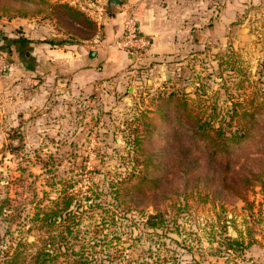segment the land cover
<instances>
[{
  "label": "rangeland",
  "instance_id": "374dc122",
  "mask_svg": "<svg viewBox=\"0 0 264 264\" xmlns=\"http://www.w3.org/2000/svg\"><path fill=\"white\" fill-rule=\"evenodd\" d=\"M107 2L0 0V264H264V0H177V52L94 81L14 56Z\"/></svg>",
  "mask_w": 264,
  "mask_h": 264
},
{
  "label": "crops",
  "instance_id": "0c3cea01",
  "mask_svg": "<svg viewBox=\"0 0 264 264\" xmlns=\"http://www.w3.org/2000/svg\"><path fill=\"white\" fill-rule=\"evenodd\" d=\"M177 0H108L103 25L100 31L99 45H81L77 49L60 48L48 43L36 46L30 42H19L12 39V50L19 54L22 64L37 70L40 64L47 73L61 76L68 66V60H74L76 75H89L92 80L118 75L135 61V58L125 51L119 50L116 42L124 31V19L133 12L140 24L142 33L151 41V47L145 60L160 61L163 57L173 55L178 50L181 38L178 18L181 12L175 7ZM11 41V42H12ZM12 44V45H13ZM73 49V50H72ZM72 55V56H71ZM17 56V55H16ZM69 58V59H68ZM23 61V62H21ZM84 63H86L83 69ZM162 67L153 65L154 71ZM28 70V71H30ZM34 70V71H35Z\"/></svg>",
  "mask_w": 264,
  "mask_h": 264
},
{
  "label": "built area",
  "instance_id": "2783aa9c",
  "mask_svg": "<svg viewBox=\"0 0 264 264\" xmlns=\"http://www.w3.org/2000/svg\"><path fill=\"white\" fill-rule=\"evenodd\" d=\"M102 0H97V3H101ZM105 7H95V10L90 12L91 15H95L97 18L99 32L96 35V42L100 40V31L103 25ZM116 46L129 53L131 56L135 58V60H139L144 58L151 47V41L142 33L140 24L136 18L135 13L130 12L124 19V31L120 39L116 42ZM2 59H0L1 61ZM0 63V76L6 72L5 67H1Z\"/></svg>",
  "mask_w": 264,
  "mask_h": 264
},
{
  "label": "trees",
  "instance_id": "16d2710c",
  "mask_svg": "<svg viewBox=\"0 0 264 264\" xmlns=\"http://www.w3.org/2000/svg\"><path fill=\"white\" fill-rule=\"evenodd\" d=\"M69 13V18L74 21L75 23L78 22L80 24H85V25H92L87 19H85V17L82 15V13H77L76 11H73L71 9L67 10ZM94 27V26H93ZM92 28V27H91ZM96 31V28H92V34H94ZM97 33V32H96ZM27 39H19V42L25 43L27 42ZM52 45H57L56 42H49ZM63 44H67L66 42H62ZM59 43V44H62ZM193 134H195L197 137H206L207 139V143L203 144V145H198L197 147H203L204 152L208 155V156H212V155H216L217 154V150H220L222 148H226L227 152L230 148V146H232V144L234 145L235 142H238V140H240L241 136L240 135L238 138H235V136H228L225 140V142H220L218 141L219 139L216 138V136L206 127L203 126H198V125H194L192 126V128L190 129ZM227 170L229 169V166L227 165ZM254 176V174H253ZM243 179H247L249 182L252 181V177L251 175H247L245 176ZM225 180H227L225 178ZM247 181V182H248ZM230 185V184H229ZM238 243V241H235V244Z\"/></svg>",
  "mask_w": 264,
  "mask_h": 264
}]
</instances>
